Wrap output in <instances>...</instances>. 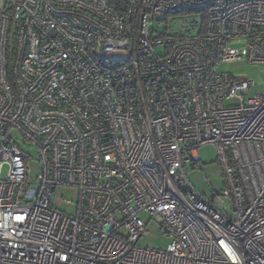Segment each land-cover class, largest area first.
I'll use <instances>...</instances> for the list:
<instances>
[{"label": "built area", "instance_id": "built-area-1", "mask_svg": "<svg viewBox=\"0 0 264 264\" xmlns=\"http://www.w3.org/2000/svg\"><path fill=\"white\" fill-rule=\"evenodd\" d=\"M239 61L264 76V0H0V264H264V92L219 70ZM205 147L210 197L187 179Z\"/></svg>", "mask_w": 264, "mask_h": 264}, {"label": "rangeland", "instance_id": "rangeland-1", "mask_svg": "<svg viewBox=\"0 0 264 264\" xmlns=\"http://www.w3.org/2000/svg\"><path fill=\"white\" fill-rule=\"evenodd\" d=\"M205 22V13L202 11H190L168 17L156 18L152 22L151 28L160 32L166 29L169 34H184L193 32L194 25H200ZM156 51L161 52V49L158 48ZM219 70L230 73L235 77H245L252 80L255 83L253 92H264V76L262 75L260 69L256 66L249 65L245 61H239L221 65ZM19 145L28 153L32 155L35 154L33 150H30L27 146L23 145L21 140H19ZM200 155L203 165L193 168L188 167L187 179L196 192L206 197H210L213 192H219L224 188L223 178L220 167L215 161L214 151L210 147H205L201 149ZM38 169V165L32 167V177L36 176ZM63 200H68L74 203L75 191L71 188H58L55 191L54 200L56 207L64 210L66 213H73V205L63 204ZM141 217L145 223L146 235L138 240L137 245L153 250L164 251L166 245L168 244V239L160 233L157 224L148 220V216L146 214H142Z\"/></svg>", "mask_w": 264, "mask_h": 264}]
</instances>
